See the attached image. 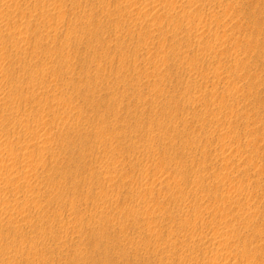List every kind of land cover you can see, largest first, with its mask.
Listing matches in <instances>:
<instances>
[{
	"label": "rangeland",
	"instance_id": "1",
	"mask_svg": "<svg viewBox=\"0 0 264 264\" xmlns=\"http://www.w3.org/2000/svg\"><path fill=\"white\" fill-rule=\"evenodd\" d=\"M0 264H264V0H0Z\"/></svg>",
	"mask_w": 264,
	"mask_h": 264
}]
</instances>
